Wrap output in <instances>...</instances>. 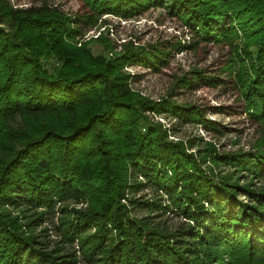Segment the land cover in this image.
<instances>
[{
  "label": "trees",
  "instance_id": "trees-1",
  "mask_svg": "<svg viewBox=\"0 0 264 264\" xmlns=\"http://www.w3.org/2000/svg\"><path fill=\"white\" fill-rule=\"evenodd\" d=\"M21 1L0 0V264H264V0H77L74 15ZM158 8L192 43L83 40L103 16ZM201 42L233 48L220 71L257 134L246 151L170 139L176 125L231 130L130 85L125 68L156 71ZM220 83L194 70L176 88Z\"/></svg>",
  "mask_w": 264,
  "mask_h": 264
},
{
  "label": "rangeland",
  "instance_id": "rangeland-1",
  "mask_svg": "<svg viewBox=\"0 0 264 264\" xmlns=\"http://www.w3.org/2000/svg\"><path fill=\"white\" fill-rule=\"evenodd\" d=\"M30 0L19 3H28ZM50 4L58 6L68 14H82L83 9L77 0H49ZM106 25L86 31L83 40L97 38L104 28L103 37L112 43L116 51H121L124 45H160L161 49H167L170 43H180L187 47L193 38L190 32L182 25L181 21L169 15L163 8L150 9L141 17L123 21L119 18L106 15ZM240 44V43H238ZM80 44H78L79 46ZM93 55L104 53L102 42L91 45ZM233 56V48L225 44H212L201 42L195 49H182L171 51L166 64L154 71L144 66H129L125 68L129 74L135 75L130 85L139 95L154 101L166 99L169 95L177 104H190L199 107L205 112V116L219 124L220 128L226 127L223 136H215L212 132H206L201 126L189 124L175 126L176 134H171L174 141L187 139H203L210 142L219 152L246 151L254 143L257 134L255 128L250 125L244 112L243 105L237 91L232 86L231 78L220 70L228 59ZM197 70L214 75L219 78L216 87L201 86L193 91L177 87V81L184 76L191 75ZM155 119L166 129L174 126L170 117L160 115ZM146 193V191L141 192ZM147 194V193H146Z\"/></svg>",
  "mask_w": 264,
  "mask_h": 264
}]
</instances>
